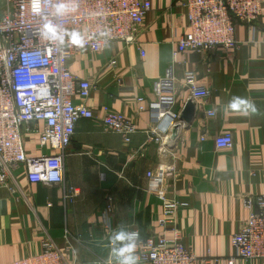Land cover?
Returning <instances> with one entry per match:
<instances>
[{
  "label": "crops",
  "instance_id": "0c3cea01",
  "mask_svg": "<svg viewBox=\"0 0 264 264\" xmlns=\"http://www.w3.org/2000/svg\"><path fill=\"white\" fill-rule=\"evenodd\" d=\"M183 1L151 0L135 43L115 39L100 51L82 47L69 57L71 71L92 84L85 103L93 116L76 122L64 149L62 183L31 182L19 164L12 171L11 185H0V263L35 252L47 235L69 261L106 264L109 248L102 210L107 196L116 231L123 227L136 228L140 237L162 234L157 221L161 201L146 189V170L159 162L174 166L167 176L168 195L188 203L177 209V219L184 243L196 256L194 264L206 256L220 258L210 264H226L224 258L235 255L230 237L247 215L243 198L264 192V0L253 28L235 20L236 47L190 48L174 55L176 40L188 30ZM111 59L116 62L109 63ZM168 66L175 81L173 109L180 113L187 99L195 104L191 123L177 118L175 139L171 138L175 118L157 120L152 110H137L136 101L141 95L139 103L146 105L153 98L154 80ZM188 69L209 90L206 96H190L183 83ZM235 96L249 100L255 111L226 110ZM104 105L136 122L129 141L103 128ZM208 109L214 113L208 114ZM42 127L41 120L22 125L27 155L55 151L39 143ZM153 128L164 134L166 151L148 139ZM222 130L231 132L232 147H215L214 136ZM64 192L74 195L64 199ZM234 264H264V260L235 256Z\"/></svg>",
  "mask_w": 264,
  "mask_h": 264
},
{
  "label": "built area",
  "instance_id": "2783aa9c",
  "mask_svg": "<svg viewBox=\"0 0 264 264\" xmlns=\"http://www.w3.org/2000/svg\"><path fill=\"white\" fill-rule=\"evenodd\" d=\"M0 12V185H11L13 169L23 164L29 181L62 183L64 179L63 155L74 133L76 122L82 117H92L93 110L85 103L92 84L87 78L77 77L68 64L69 57L82 47L97 52L120 39L126 44L136 42V33L151 9V0H65L69 9L56 14L58 0H41V12L33 13L31 0H2ZM188 30L176 40L173 54L185 49L197 51L222 47L226 50L237 45L234 36L235 20L254 27L253 22L261 13L262 0H184ZM46 23L57 26L65 33L63 43L52 41L43 34ZM78 32L84 44H71L69 35ZM143 53V50H141ZM115 59L109 63L114 64ZM171 67L153 83V98L146 105L139 103L143 96H136L137 110L149 109L157 120L163 116L177 120L174 110L176 93ZM183 83L190 96H206L209 90L197 82L196 73L185 70ZM78 97L79 100H75ZM213 114L212 109L207 110ZM43 121L38 131L39 143L48 144L55 151L40 156L27 155L21 134L24 123ZM104 129L118 132L126 141L136 131V122L122 111L103 106L100 117ZM148 139L159 143V150L166 151L163 135L156 129L148 131ZM166 136V134H165ZM216 148H230L232 134L222 130L215 134ZM171 163L159 162L146 170V189L161 201L157 219L163 227L160 235L140 237L136 255L144 264H194L193 251L184 243L178 225L177 209L186 206L185 200L168 195L167 176L172 175ZM73 192L75 189L72 188ZM74 194L63 193V198ZM247 215L239 228L232 233L230 242L235 255L225 257L226 264H234L235 256L244 259L264 260V192L248 193L243 198ZM111 196L105 198L102 223L107 232L109 255L110 238L114 231L110 212ZM171 234L166 235L165 231ZM129 231H139L133 228ZM65 233L67 230L64 231ZM108 260H104L108 264ZM220 258L202 257L200 264L216 263ZM0 264H80L69 261L61 249L47 235L40 239L35 252Z\"/></svg>",
  "mask_w": 264,
  "mask_h": 264
},
{
  "label": "clouds",
  "instance_id": "9594fccd",
  "mask_svg": "<svg viewBox=\"0 0 264 264\" xmlns=\"http://www.w3.org/2000/svg\"><path fill=\"white\" fill-rule=\"evenodd\" d=\"M33 13L39 14L41 12V0H31ZM68 11H75L69 9L65 0H58L56 4V14L63 15ZM43 34L52 41H59L63 43L65 33L61 32L57 26L52 23H46L43 27ZM69 40L71 44L83 46L84 41L78 32H71ZM255 111L254 105L246 98L235 96L227 104L226 110L239 111L247 114L248 109ZM139 240V233L136 231H129L123 227L114 231L111 238V251L109 255L108 264H139V257L136 255L137 242Z\"/></svg>",
  "mask_w": 264,
  "mask_h": 264
},
{
  "label": "water",
  "instance_id": "95a60500",
  "mask_svg": "<svg viewBox=\"0 0 264 264\" xmlns=\"http://www.w3.org/2000/svg\"><path fill=\"white\" fill-rule=\"evenodd\" d=\"M194 110H195V104L191 99H187L183 108L181 109L178 119L183 121L184 123H191V120L194 116ZM178 123L175 124L172 129H171V138L175 139L177 137V128H178Z\"/></svg>",
  "mask_w": 264,
  "mask_h": 264
},
{
  "label": "rangeland",
  "instance_id": "374dc122",
  "mask_svg": "<svg viewBox=\"0 0 264 264\" xmlns=\"http://www.w3.org/2000/svg\"><path fill=\"white\" fill-rule=\"evenodd\" d=\"M4 6H5V1L0 0V12L2 11Z\"/></svg>",
  "mask_w": 264,
  "mask_h": 264
}]
</instances>
